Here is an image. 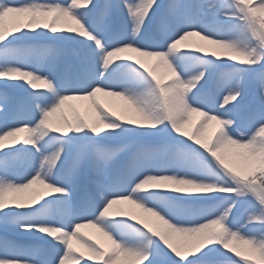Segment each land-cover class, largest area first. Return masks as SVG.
Listing matches in <instances>:
<instances>
[{
  "label": "snow or ice",
  "instance_id": "obj_1",
  "mask_svg": "<svg viewBox=\"0 0 264 264\" xmlns=\"http://www.w3.org/2000/svg\"><path fill=\"white\" fill-rule=\"evenodd\" d=\"M0 83V264H264V0H0Z\"/></svg>",
  "mask_w": 264,
  "mask_h": 264
},
{
  "label": "bare ground",
  "instance_id": "obj_2",
  "mask_svg": "<svg viewBox=\"0 0 264 264\" xmlns=\"http://www.w3.org/2000/svg\"><path fill=\"white\" fill-rule=\"evenodd\" d=\"M6 26H12V22L10 20H6L5 22ZM74 26V25H73ZM193 42H199V37H192L190 38ZM0 85H3V83H0ZM14 89V88H12ZM17 91V96H21L23 94L22 90H19V89H14ZM30 91L32 89H29ZM98 99L100 100L101 103L105 104L107 107L117 111L118 113L121 111L122 107L124 106V101L121 100L120 98L118 97H104V96H101L98 94ZM69 105H74L75 107H77L80 112H81V115H87L89 118H91V116L93 115L91 109H90V101H86V100H71L68 102ZM64 112H65V115L68 116L69 119H71V112H72V109L69 108L67 105L65 106V109H64ZM196 116L195 114L193 115V117ZM214 126V125H213ZM24 133H20L19 136L21 139H23L24 137ZM34 188H37L38 189V186H34ZM82 232L85 234V237L88 238L90 237L93 241H100L101 243H106V241L104 240L103 237H101L99 235V233H97L94 229H91V228H84L82 229ZM73 246L75 248L78 249V251H84L86 252V250L79 244L77 243L76 241H73ZM85 258L86 255H85Z\"/></svg>",
  "mask_w": 264,
  "mask_h": 264
},
{
  "label": "rangeland",
  "instance_id": "obj_3",
  "mask_svg": "<svg viewBox=\"0 0 264 264\" xmlns=\"http://www.w3.org/2000/svg\"><path fill=\"white\" fill-rule=\"evenodd\" d=\"M6 27H11V26H6ZM37 90H40V89H37ZM7 92L10 96H16V97H19V96H17V91L16 90H14V89H12V88H5V87H3L2 85H0V93H3V92ZM19 95V94H18ZM79 112H80V110L77 108V107H75ZM81 113V112H80ZM198 120H199V117L196 115V116H194L193 117V123L192 124H190V125H187L186 126V131H189V132H191V131H193L194 130V127H195V124L198 122ZM7 166L8 167H12V168H15L17 171H20L21 169H23L24 167H25V162H24V160L23 159H19V160H14V161H9L8 162V164H7ZM2 167H4V165L3 164H0V168H2ZM239 218V217H238ZM245 219H247V217L245 216L244 217ZM3 230L2 229H0V236H3ZM231 255H233V259H240V257H236L234 254H231Z\"/></svg>",
  "mask_w": 264,
  "mask_h": 264
}]
</instances>
